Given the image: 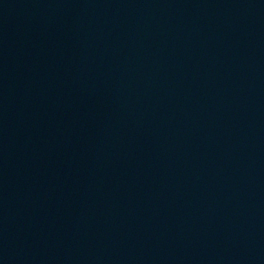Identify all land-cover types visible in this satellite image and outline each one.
<instances>
[{
  "label": "water",
  "instance_id": "95a60500",
  "mask_svg": "<svg viewBox=\"0 0 264 264\" xmlns=\"http://www.w3.org/2000/svg\"><path fill=\"white\" fill-rule=\"evenodd\" d=\"M0 264H264V0H0Z\"/></svg>",
  "mask_w": 264,
  "mask_h": 264
}]
</instances>
